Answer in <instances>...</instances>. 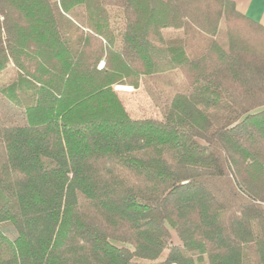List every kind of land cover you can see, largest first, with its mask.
Masks as SVG:
<instances>
[{"label": "trees", "instance_id": "16d2710c", "mask_svg": "<svg viewBox=\"0 0 264 264\" xmlns=\"http://www.w3.org/2000/svg\"><path fill=\"white\" fill-rule=\"evenodd\" d=\"M0 97V264H264V27L233 1L0 0Z\"/></svg>", "mask_w": 264, "mask_h": 264}, {"label": "rangeland", "instance_id": "374dc122", "mask_svg": "<svg viewBox=\"0 0 264 264\" xmlns=\"http://www.w3.org/2000/svg\"><path fill=\"white\" fill-rule=\"evenodd\" d=\"M102 64L100 65V67ZM168 80V79H167ZM170 80L174 83L176 87L181 83L180 77H170ZM168 82V81H167ZM163 89L169 88L168 86L162 87ZM114 91L118 93L119 97L123 101V104L129 114L134 118L142 117H160L158 109L153 104L152 98L148 96L141 87L138 90H133L128 86H114ZM0 111L7 120H13L14 114L16 113L15 108H13L6 100L0 97ZM173 244H177L178 241L173 235ZM166 251L161 256L163 259L166 256ZM202 264H207L206 260Z\"/></svg>", "mask_w": 264, "mask_h": 264}, {"label": "crops", "instance_id": "0c3cea01", "mask_svg": "<svg viewBox=\"0 0 264 264\" xmlns=\"http://www.w3.org/2000/svg\"><path fill=\"white\" fill-rule=\"evenodd\" d=\"M236 9L250 21L264 27V0H231Z\"/></svg>", "mask_w": 264, "mask_h": 264}, {"label": "water", "instance_id": "95a60500", "mask_svg": "<svg viewBox=\"0 0 264 264\" xmlns=\"http://www.w3.org/2000/svg\"><path fill=\"white\" fill-rule=\"evenodd\" d=\"M103 65V64H102Z\"/></svg>", "mask_w": 264, "mask_h": 264}]
</instances>
